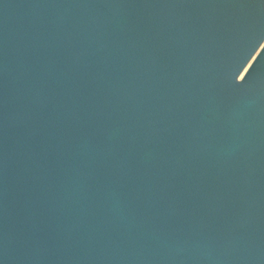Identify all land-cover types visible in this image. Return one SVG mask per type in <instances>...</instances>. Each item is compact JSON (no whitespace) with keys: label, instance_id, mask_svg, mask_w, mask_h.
<instances>
[{"label":"water","instance_id":"obj_1","mask_svg":"<svg viewBox=\"0 0 264 264\" xmlns=\"http://www.w3.org/2000/svg\"><path fill=\"white\" fill-rule=\"evenodd\" d=\"M0 264H264V0H0Z\"/></svg>","mask_w":264,"mask_h":264}]
</instances>
